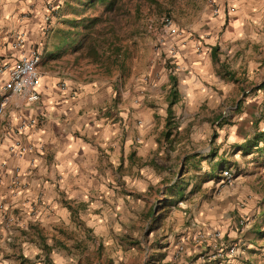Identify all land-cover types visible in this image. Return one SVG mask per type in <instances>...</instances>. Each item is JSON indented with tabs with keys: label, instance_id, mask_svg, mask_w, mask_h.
<instances>
[{
	"label": "rangeland",
	"instance_id": "rangeland-1",
	"mask_svg": "<svg viewBox=\"0 0 264 264\" xmlns=\"http://www.w3.org/2000/svg\"><path fill=\"white\" fill-rule=\"evenodd\" d=\"M220 4L30 0L24 14L35 11L45 23L42 43L35 46L42 76L56 73L60 83L71 78L111 83L115 97L98 110L133 117L135 150L146 139L156 142L145 159L128 157L127 165L122 161L110 173L114 193L106 202L101 235L87 225L63 232L77 255L75 264H264V139L253 141L264 131V69L254 86L245 84L253 105L237 131L244 103L237 96L191 108L185 102L170 105L174 97L165 89L176 70L175 38L203 40L206 34L195 28L210 10L218 14ZM227 168L230 177L222 172ZM178 180L186 181L183 194L167 190Z\"/></svg>",
	"mask_w": 264,
	"mask_h": 264
},
{
	"label": "crops",
	"instance_id": "crops-1",
	"mask_svg": "<svg viewBox=\"0 0 264 264\" xmlns=\"http://www.w3.org/2000/svg\"><path fill=\"white\" fill-rule=\"evenodd\" d=\"M27 9L30 0H0V66L20 58L21 39L24 48L42 43L45 23L35 11L25 15ZM208 13L195 28L206 34L203 40L175 38L176 70L165 89L171 96L177 91L172 104L191 108L237 96L244 102L237 131L253 105L245 84L254 86L264 69V0H221L218 14ZM7 78V71L0 72V87ZM61 78L44 74L38 102L14 96L0 111V264L77 263L63 232L87 225L101 235L114 193L110 173L135 155L145 159L156 147L150 138L135 150V123L127 111L118 119L116 111L98 110L115 97L111 83L71 78L62 87ZM31 117L38 124H29ZM16 143L27 150L14 151Z\"/></svg>",
	"mask_w": 264,
	"mask_h": 264
},
{
	"label": "built area",
	"instance_id": "built-area-1",
	"mask_svg": "<svg viewBox=\"0 0 264 264\" xmlns=\"http://www.w3.org/2000/svg\"><path fill=\"white\" fill-rule=\"evenodd\" d=\"M166 24L171 23V18L166 17ZM23 39L19 41L22 46V52L20 58L13 62H7L0 66V72L7 71L8 78L2 83L1 89V100H0V111H4L7 105L10 103L14 96H20L25 99L28 103H36L41 99L40 83L42 74L39 70V64L41 61V55L36 47H23ZM62 87H66L67 83L62 82ZM29 124H38L36 117H31ZM18 153H24L27 150V146L20 143H16L11 147ZM223 174L226 177L232 176L230 169H223ZM2 183V176H0V184ZM217 236H221V233L217 231ZM234 250V248H231ZM207 264H212L210 261Z\"/></svg>",
	"mask_w": 264,
	"mask_h": 264
},
{
	"label": "trees",
	"instance_id": "trees-1",
	"mask_svg": "<svg viewBox=\"0 0 264 264\" xmlns=\"http://www.w3.org/2000/svg\"><path fill=\"white\" fill-rule=\"evenodd\" d=\"M171 79H172V81H173L174 83H176V77H175L174 75H171ZM171 94H172V96L174 97L173 99H175L176 96H177V91L173 89L172 92H171ZM173 102H174V100H172V101L170 102V105H171ZM261 138L264 139V131H259V132H257L253 141L258 142ZM247 146H249V145H246V148H247ZM262 151H264V147H263ZM213 153H217L216 148L214 149ZM218 166H219V163L216 164V165L213 167V169H212V171H211V172H212L211 174L214 175V173L216 172ZM216 175H217V173H216ZM217 176H218V175H217ZM178 182H179V180H178V181H174V183H173V184H172L167 190L170 191V192H175V193H178V194H183V190H184V188H185L186 181L183 180L180 184H178ZM156 219H157V218H154L153 220H156ZM257 231L263 233V230H261V229H258Z\"/></svg>",
	"mask_w": 264,
	"mask_h": 264
}]
</instances>
